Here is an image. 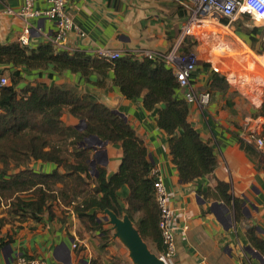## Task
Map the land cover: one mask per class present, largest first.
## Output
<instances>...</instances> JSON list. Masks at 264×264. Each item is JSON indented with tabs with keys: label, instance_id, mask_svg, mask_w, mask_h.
I'll use <instances>...</instances> for the list:
<instances>
[{
	"label": "crops",
	"instance_id": "obj_1",
	"mask_svg": "<svg viewBox=\"0 0 264 264\" xmlns=\"http://www.w3.org/2000/svg\"><path fill=\"white\" fill-rule=\"evenodd\" d=\"M23 3L24 0H0V10L3 11L6 6L18 9ZM49 7L48 0H34L36 10ZM66 9L87 33L85 37L70 34L68 43L91 55L98 47L119 49L124 54L138 48L168 51L180 40L181 27L186 19L180 15L178 5L169 0H66ZM245 15L253 17L249 12ZM26 19L32 26L31 48L45 43L46 35L57 31L56 22L50 18L36 16ZM255 24L260 26L257 21ZM25 25L23 17L2 12L0 42H19ZM227 37H221V49L235 57L244 55L254 63L256 73L260 74L261 70L262 74V79L258 81L261 86L264 85V56H250L247 50L230 45ZM235 38L247 47L242 38L237 35ZM10 71L9 65L0 66V76ZM211 74L209 67H201L194 76L199 90L212 93V103L206 115L191 106L189 121L201 138L214 147L218 164L212 174L189 183L181 181L171 155L169 136L158 125L159 111L164 104H158L153 110L147 109L144 105L145 93L141 97L127 99L115 86L112 69L105 75L95 71L84 76L80 72L57 73L50 67L42 73L27 71L21 81L29 78L27 85L45 84L73 89L78 95H91L98 102L125 115L126 121L144 141L149 161L159 170L169 193L174 211L178 264H264L248 251L249 246L257 250L248 237L251 226L264 240V149L255 147L257 156H251L239 142L243 132L255 131L264 137V117H253L264 101V94L259 97L257 107H253L243 98V101L230 98V91L227 94L211 91ZM62 121L66 127L82 131L78 129L80 120L67 109L63 112ZM73 141L74 138H69L66 146L69 162H74ZM90 150L96 169H104L107 177L119 171L124 154L121 143L108 142L98 149V153L92 148ZM31 167L39 172L55 169L53 163L42 161H34ZM220 182L229 184V195L242 202L243 216L240 221L235 217L233 204H227L221 197L218 190ZM129 193L126 185L119 190L122 207L127 206ZM23 198L30 200L32 195ZM52 213L54 216L51 218L50 213L45 211L39 220L30 216L0 215L9 219L0 230V264H13L20 256L38 258L48 264L130 263L125 246L114 240L113 235L106 238L101 230L88 228L73 206L56 201ZM103 217L104 214L99 213L98 218ZM102 222L103 229L109 230L111 225L107 221ZM74 244L78 247L74 248Z\"/></svg>",
	"mask_w": 264,
	"mask_h": 264
},
{
	"label": "trees",
	"instance_id": "obj_2",
	"mask_svg": "<svg viewBox=\"0 0 264 264\" xmlns=\"http://www.w3.org/2000/svg\"><path fill=\"white\" fill-rule=\"evenodd\" d=\"M178 8L180 15L186 17L187 11L180 6ZM228 22L227 19L222 20L224 24ZM261 30L263 28L255 26L244 33L252 41L247 42L259 54L264 53V40L257 37ZM3 65L11 67L12 83L0 86V208L6 201L11 216H30L39 220L45 211L52 218L53 203L60 201L73 206L88 228L101 230L106 238H110V230L103 229L104 222H100L98 215L110 209L119 216L129 215L144 240L150 237L155 242L156 254L164 251L155 178L151 175L153 164L149 161L144 141L131 124L91 95L80 96L73 89L45 84L27 85L19 90L18 84L23 73H42L50 67L57 73L71 71L84 76L95 71L105 75L112 69L114 84L127 99L141 97L145 93L147 109L153 110L158 104H164L159 111L158 125L169 136L171 155L181 181L189 183L212 174L218 159L214 147L201 138L189 121L190 108L179 93L173 70L160 59L125 55L110 60L82 52L56 53L47 43L31 48L19 42H0V66ZM203 67H209V64ZM209 86L211 91L224 94L231 89L226 78L216 72H212ZM260 94H264V85ZM66 109L85 121L84 130L64 125L62 115ZM259 116L264 117V101L253 115ZM91 135L110 143H121L123 147L120 169L110 177L99 167L96 176L91 173V148L84 145L85 139ZM69 138H74V162H69L65 153ZM239 142L245 152L257 156L255 147L241 139ZM34 161L53 163L55 169L51 172L36 171L31 167ZM125 185L130 193L127 206L122 207L119 190ZM229 189V184L219 183L221 197L227 204H233L235 217L240 221L242 202L232 198ZM22 195H32V199L26 200ZM8 222L7 217L0 216V230ZM248 237L252 245L264 254V240L257 236L254 226L248 229Z\"/></svg>",
	"mask_w": 264,
	"mask_h": 264
},
{
	"label": "built area",
	"instance_id": "obj_3",
	"mask_svg": "<svg viewBox=\"0 0 264 264\" xmlns=\"http://www.w3.org/2000/svg\"><path fill=\"white\" fill-rule=\"evenodd\" d=\"M50 7L46 10L34 9V0H24L23 5L16 9L6 6L0 14L6 13L8 15L20 16L24 18L26 23L23 34L19 39L22 46H30V35L32 26L26 18L43 16L54 20L57 24V31L55 33L46 35L47 44L51 45L56 53L67 52L69 54L81 53L83 51L71 46L68 43L70 34L85 37L86 31L77 24L66 9V0H48ZM176 5L182 7L187 11L185 23L181 27L180 40L168 51H157L151 49L134 50L124 54L119 49L98 47L93 51V55L105 57L114 60L125 55H131L137 58H149L163 60L172 70L178 81L179 93L181 97L189 105L194 106L196 111L200 114L206 115L208 108L212 103V93L209 90H199L196 86L194 76L199 68L204 64L199 65V57L195 53L189 51L190 40H197L200 36V31L206 25L220 24L223 19L229 20L231 23L235 17L244 15L246 12L253 14L252 19L255 21L256 13L249 10V5L252 0H169ZM257 7V12H264V7ZM225 24L224 27H229L230 23ZM256 22V21H255ZM222 26V25H220ZM258 26V25H257ZM256 26V27H257ZM264 25L258 26L263 28ZM188 51V52H187ZM187 52V54H186ZM230 55V54H229ZM219 57V56H218ZM208 63L212 72L221 74L226 78L230 85L236 86L237 89L244 93L249 89H255L260 86L259 77L255 74L256 67L246 68L247 72L238 74L227 62L213 63L212 59H208ZM255 67V68H254ZM10 84L7 76H0V86H7ZM260 84V85H259ZM259 97H254L253 101L258 103ZM191 113V111H190ZM239 139L246 144L256 147L257 149H264V137L259 136L255 131L243 132ZM102 148V147H98ZM91 166V165H90ZM91 173L96 176V166L91 167ZM151 175L155 178L154 187L156 190V201L160 210V229L163 238L164 251L158 256L165 262V264H178L176 261V228L174 226V211L171 207L169 193L163 182V177L159 170L155 167L151 170ZM78 245L74 244V248ZM13 264H48L45 260L38 258H27L20 256Z\"/></svg>",
	"mask_w": 264,
	"mask_h": 264
},
{
	"label": "rangeland",
	"instance_id": "obj_4",
	"mask_svg": "<svg viewBox=\"0 0 264 264\" xmlns=\"http://www.w3.org/2000/svg\"><path fill=\"white\" fill-rule=\"evenodd\" d=\"M259 24H260V26L264 25V21L261 20V22ZM220 25L226 26L222 22L218 25L217 24L206 25L203 28V30L200 31L199 39L190 40L189 46H188L189 51L191 53H195L198 55L199 65L200 64H206V65L209 64V66H210L211 63H208V59H212L213 63H219L220 64V62H225V63L227 62V64L230 65V67H232L238 74H242L244 72L247 74H250V73L254 74V72H247L246 71V68L252 67L253 65L256 66L254 63H252L250 60H247L244 55L239 56V57H235V56L231 55L230 53H226V51L221 49V46L219 45V44H221V37L224 35H225V37H227L229 34V37H227V38L229 39L230 45H232V46L234 45L237 48L241 47L240 49L238 48L239 50H245V51L247 50L249 52V55L250 54L251 55H258L259 57L264 56V53L259 54L257 52V50H254L251 47V45L249 44L252 42L249 39L250 37L248 35L244 34L245 31H250L251 29H253V27L257 26L255 24L254 19H252L251 16L244 14V15H240L238 17H235V19L230 23L229 27L226 29H224V27H222ZM215 33H217V34H215ZM236 35L239 36L240 38H242V41L247 45V47L244 44H242L238 39L235 38ZM257 37L260 40H264V26H263V30H261V32L258 33ZM248 47H249V49H247ZM144 49H146V48H138V49H134V50L140 51V50H144ZM151 50H153V49H151ZM157 51H159V50H156L155 52H157ZM187 52H186V54H187ZM256 70H257V67H256ZM259 71H260V74L256 73V72H255V74L259 75V80H261L262 74H261V70H259ZM4 75H6L9 78L10 83H12L11 73L4 72ZM27 80H30V79L26 78V80H23V81L20 80V82L18 84V88L21 90L24 89L28 84ZM260 88H261V85L255 87V89H253V90L249 89L246 91L245 89H243L244 93H242L237 89L236 86H233V88L231 86V89H230V92L228 93V95L232 99L242 100V101L244 99L245 101L250 103L251 106L257 107L258 104L253 101V98L254 97H263V95L260 94ZM22 196H25V195H22ZM10 210H11L10 206L8 205V203L6 201H4L3 205L0 208V215H2V214L3 215H11ZM135 218L137 219L138 215H136ZM107 227H109V225H107ZM111 227L112 226H110V228H109L110 236L113 235V231L111 230ZM146 242L148 243L149 247L151 248V250L154 253L158 252V249H157L155 242L150 237L146 238ZM121 245H123V244H121ZM124 249L128 253V249L126 247H124ZM128 259L130 262L128 264H133L132 261L130 260V258H128Z\"/></svg>",
	"mask_w": 264,
	"mask_h": 264
},
{
	"label": "water",
	"instance_id": "obj_5",
	"mask_svg": "<svg viewBox=\"0 0 264 264\" xmlns=\"http://www.w3.org/2000/svg\"><path fill=\"white\" fill-rule=\"evenodd\" d=\"M114 112L126 120L124 114L117 110H114ZM85 128V121L80 120L78 129L84 130ZM85 144L98 153V147H103L108 144V141H103L99 137L91 135L85 139L84 145ZM90 165L91 167L96 166L94 159H91ZM102 213L104 214V217L103 219H99L100 222L107 221L112 226L111 230L113 231V239L119 240L128 249L129 258L133 264H165L158 254L151 250L148 243L144 240L142 234L140 233V230L136 227L129 215L125 214L123 216H119L110 209H106ZM248 251L264 262V255L255 250L252 246L248 247Z\"/></svg>",
	"mask_w": 264,
	"mask_h": 264
},
{
	"label": "clouds",
	"instance_id": "obj_6",
	"mask_svg": "<svg viewBox=\"0 0 264 264\" xmlns=\"http://www.w3.org/2000/svg\"><path fill=\"white\" fill-rule=\"evenodd\" d=\"M253 5L264 7V0H252V3L249 5V10L256 13L255 19L257 23H260L264 19V12H257V7H253Z\"/></svg>",
	"mask_w": 264,
	"mask_h": 264
}]
</instances>
